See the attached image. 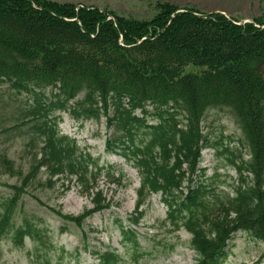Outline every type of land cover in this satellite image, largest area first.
Returning a JSON list of instances; mask_svg holds the SVG:
<instances>
[{
  "label": "trees",
  "instance_id": "1",
  "mask_svg": "<svg viewBox=\"0 0 264 264\" xmlns=\"http://www.w3.org/2000/svg\"><path fill=\"white\" fill-rule=\"evenodd\" d=\"M153 11L138 19L54 0H0V85L27 97L13 127L0 123V142L28 128L33 149L27 172L0 151V175L18 180L0 200V243L12 238L22 248L27 238L43 242L39 227L15 223L25 196L41 202L29 192L36 184L54 189L75 181L93 196V208L79 216L51 208L63 222L61 233L81 230L112 208L99 180L122 186L126 174L102 166L61 133L68 113L82 125L105 118L114 131L107 151L137 170L133 227L159 195L167 209L162 226L192 236L196 264H221L238 233L264 245V15L242 24L220 12L161 1ZM1 104L0 98V113ZM212 110L230 111L247 149L238 157L222 149L233 155L239 174L233 195L218 190V174L211 183L202 179L203 152L219 145L203 130ZM133 227L121 224L123 253H94L100 264H128L146 255Z\"/></svg>",
  "mask_w": 264,
  "mask_h": 264
},
{
  "label": "rangeland",
  "instance_id": "2",
  "mask_svg": "<svg viewBox=\"0 0 264 264\" xmlns=\"http://www.w3.org/2000/svg\"><path fill=\"white\" fill-rule=\"evenodd\" d=\"M62 3L95 6L100 9L113 11L121 16L138 19L149 18L154 13L156 2H169L178 7L196 8L203 13L221 12L228 16L252 22L255 18L264 15V0H54ZM2 109L0 123L9 128L15 125L19 109L26 107V95H17L8 85H0ZM63 135L75 138L80 147L86 149L101 165L113 167L116 171L122 170L126 179L122 186L110 183L102 176L99 188L103 189L104 197L112 201V208L95 214L86 221L83 229L72 227L69 232L61 233L63 222L51 210L62 211L66 215L79 216L86 209H92L93 196L85 193L75 181L60 182L56 187L36 184L29 189L30 194L40 198L41 202L27 195L21 203L15 223L17 227L28 220L42 232L43 242L25 240L24 247L15 244L12 238L0 243V264H100L94 255L98 251L108 248L123 253L124 240L121 235V224L131 226L130 218L136 212L140 177L132 163L117 153L107 151L108 138L114 131L107 128L104 118L100 124L87 121L83 125L76 122L68 113L63 114L60 124ZM204 133L211 143L219 144L217 148H209L203 152L201 170L203 180L211 183L215 174L218 190L234 194L239 187V174L231 164L233 155L223 153L227 148L238 157V151L246 153L242 146L243 133L234 117L227 110H212L208 112L203 123ZM0 151L8 154L17 167L25 172L29 169L31 132L28 128L22 129V134L16 138L6 139L2 136ZM221 149V151H219ZM248 160L247 155L244 156ZM18 182L15 178L0 175V200L10 194V186ZM42 182L47 183L45 176ZM143 216L138 227H133L139 235L141 245L146 255L128 264H196V253L190 248L192 236L185 230L170 233L162 223L167 218V209L159 195L153 196L142 208ZM86 236V241L84 240ZM86 242V243H85ZM45 243V245L43 244ZM221 264H264V245L249 236L238 233L227 248V256Z\"/></svg>",
  "mask_w": 264,
  "mask_h": 264
},
{
  "label": "water",
  "instance_id": "3",
  "mask_svg": "<svg viewBox=\"0 0 264 264\" xmlns=\"http://www.w3.org/2000/svg\"><path fill=\"white\" fill-rule=\"evenodd\" d=\"M244 23H246V22H244Z\"/></svg>",
  "mask_w": 264,
  "mask_h": 264
}]
</instances>
